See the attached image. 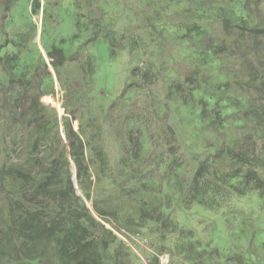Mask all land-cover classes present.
I'll return each instance as SVG.
<instances>
[{"label":"trees","instance_id":"1","mask_svg":"<svg viewBox=\"0 0 264 264\" xmlns=\"http://www.w3.org/2000/svg\"><path fill=\"white\" fill-rule=\"evenodd\" d=\"M17 2L0 0V264H124L120 246L108 253L109 237L123 245L119 237L95 218L85 201L91 200L100 216L122 212L116 206L108 212L104 196L92 195L86 182L92 167L100 169L97 176L102 178L110 164L108 177L121 191L118 200L131 204L127 197L141 199L131 198L134 210L119 216L125 218V228L135 232L156 225L171 257L181 254L190 264H264V219L240 224L235 242L244 239L246 247L237 243L224 251L204 243L196 252L166 206L220 209L230 193L246 197L254 192L264 206V0H138L127 4L121 18L118 0L53 4L58 16L66 6L77 8L79 31L91 26L85 29L91 40L106 39L112 58L125 53L137 62L132 80L138 83L136 78L142 77L161 89L151 112L159 117L166 113L169 127L161 131L168 145L155 154L152 166L149 153L160 127L155 130L140 116L126 120L122 133L111 139L118 159L106 161L98 143L106 130L91 108L92 56L76 73L81 72L85 85L74 101L64 103L80 121L78 130L69 115L60 117L40 101L46 76L36 82L33 78L46 61L39 49L28 47L36 26L29 22L33 5L25 4L24 14L17 17ZM34 7L40 10L41 0ZM18 18L30 23L22 32L15 25ZM167 45L173 49L164 59L160 53ZM49 54L62 81L71 57L57 46ZM34 82L38 93L29 94ZM140 91L133 89L124 100L131 102ZM135 127L142 132L138 143H133ZM89 149L97 159H87ZM20 151L27 153L25 160H19ZM73 163L85 198L77 194ZM157 169L164 170L159 180L153 175ZM161 189L170 192L168 198ZM262 212L264 208L258 216ZM97 230L102 238L95 237Z\"/></svg>","mask_w":264,"mask_h":264},{"label":"rangeland","instance_id":"2","mask_svg":"<svg viewBox=\"0 0 264 264\" xmlns=\"http://www.w3.org/2000/svg\"><path fill=\"white\" fill-rule=\"evenodd\" d=\"M118 1L120 5L116 14L119 15L125 14L128 3H130V5L139 4L138 0ZM36 2L37 0H18L17 5L19 4V6L16 9V15L17 17L22 16L26 10L25 4L26 7L29 5L31 8L32 3V19L29 22L32 21L36 26H33V30L31 29L32 31L30 30L28 35V47L35 51L39 49L46 61V64L39 68L38 73L36 72L33 78L36 82L46 76L44 78L45 91L40 94V101L51 108H55L60 117L69 115L72 118L74 129L78 130L80 121L67 112L64 103L68 101L71 103V101H74V94L85 85L86 80L81 72L78 75L76 73L80 69V63L85 61L87 55L92 56L95 60L90 67L92 77L88 81V83L91 84L90 89H92L90 97L93 105L91 104V108L92 113L100 118L103 129L106 130L103 136L105 139L101 137L98 138V143L103 146V150L106 153V161H108V159H111V161L118 159V155L116 154L118 153L117 148L113 146L114 142L111 141V139L116 138L118 134L122 133L121 131H123L122 128L126 120L128 121L130 118L140 116L145 119L148 124L152 123L155 130H157L158 126L160 127L161 135L156 132L152 140L153 148L149 153V155L152 156V162L150 161L148 165L152 166V163L154 164L155 162V154L157 152L161 153L164 147L166 146L167 148L168 145L166 142V133L161 131V128L169 127L168 118L165 116L166 113H163L162 116L159 117L157 114L156 116L154 114L152 115L151 112L153 102L156 101L153 97L156 96V93L162 92L160 91L161 89L154 87L153 84L142 77L136 78L137 81H139L138 83L136 80H132V77L135 76L131 73L135 72L134 69L137 62L130 61V58L127 57L125 53L119 58H112L110 46L106 39L99 38L96 41L91 40L90 33L85 30L86 28L91 29V26L84 28L83 31H79L77 28V16L79 15L77 8L74 10L72 6H66L61 9L62 14L58 16V14H56V4L53 5L56 3V0H41L40 10L35 11L34 5ZM121 15L118 17L121 18ZM86 18L88 17L86 16ZM86 18L83 22L87 21ZM29 22L21 19L16 22L15 25H17L19 31L22 32L24 25H27ZM56 46L61 48L66 56L71 57L69 60L70 63H67L68 67H64L63 69L65 71L62 77L63 82L59 78L56 68L53 65V58L49 54ZM168 47L169 45L166 46L164 54L163 52L160 53V56L162 58L164 57V59H167L169 53L172 52L170 50L173 48ZM1 71L2 67L0 68V72ZM35 82L30 85L29 94L38 93ZM139 84L141 86H138ZM138 87H140L141 91L132 95V101H125L124 95L130 94V91L132 92L133 89L135 90ZM156 88H158V90H156ZM48 99H52L53 104L52 101L50 102ZM27 101H29V99L25 102ZM86 127L88 132L93 133L92 126L86 125ZM60 132H64L63 126L60 128ZM137 132H139V134ZM141 133L139 127H135L134 131L132 130V134H134L135 137L133 143H138L139 136L141 139ZM261 141H264V138H262ZM59 143V139H56L57 151H59L57 147V145H60ZM246 143L248 144V141H246ZM136 147H138L137 144ZM95 153L96 151L91 152L90 149L87 150V159H97ZM19 154H21L19 157L16 156L19 160H25L27 158L26 152L23 153L20 151ZM76 169L73 163L74 185L77 189V194L82 196L83 193L78 183ZM99 170L100 169L97 171ZM90 171L91 178L87 179L86 176L88 187L92 190V195L98 192V195L104 196L103 201L104 203L106 202L105 205L108 212L111 213L115 206L117 207L115 211H117L118 208L122 209V212H119V216L125 215L124 211L134 210L133 201L130 199L136 198L135 195L127 197L131 204L118 200L121 191L115 183L113 185L114 180L108 177L112 175L111 164L110 166L107 165V168L103 170L107 175L102 178L97 176L98 172L94 167H92ZM163 173V169H157L153 175L159 180V177L161 178ZM161 191L162 195H167L168 198L170 192L168 193L167 189H161ZM256 196V192L246 197H241L240 194L236 195L230 193L226 201L218 206L220 209H210L202 204L188 206V209L182 208L180 204L171 205L172 207L166 204V206L169 207L167 212L169 211L171 220H176L179 225L180 231L178 232H183L184 237L188 239L189 245H195L192 247L193 249L201 244L211 243L213 247L217 246L219 249L226 251L231 245L236 246L237 243L246 247L244 239L238 240L237 243L235 242V234H238L240 224H253L257 217L264 219V212L258 216L259 209L264 208V206L255 198ZM85 201L87 207L94 213L95 218L100 221L103 226L111 229L113 233L116 234L117 238L119 237L120 243L123 245H120L119 241L115 244L116 238L114 236L109 237L111 250H109L108 253L112 254L115 248L120 246V252L124 254V264H190L185 256L181 254L177 253V257H171L170 245L164 243L165 239L156 232V225L153 227L148 225L149 228H152L151 230L145 229L134 232L128 229L129 227L125 228L126 226H122L123 220H125L124 217H121V219L119 216L115 217L112 214L100 216L94 210L92 201ZM122 204L125 205V208L121 206ZM110 205L113 207H110ZM250 214H253V217H251ZM127 222L131 223V218H128ZM95 237L102 238V232L97 230ZM174 240L175 239L171 240V245ZM194 251L198 252L196 249H194ZM199 264H205V261H201Z\"/></svg>","mask_w":264,"mask_h":264},{"label":"bare ground","instance_id":"3","mask_svg":"<svg viewBox=\"0 0 264 264\" xmlns=\"http://www.w3.org/2000/svg\"><path fill=\"white\" fill-rule=\"evenodd\" d=\"M50 102L52 101V99H48ZM55 103V102H54ZM52 104H53V101H52Z\"/></svg>","mask_w":264,"mask_h":264}]
</instances>
